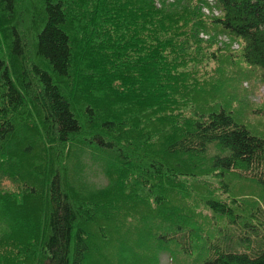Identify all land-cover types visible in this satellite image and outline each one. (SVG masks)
<instances>
[{"label":"trees","instance_id":"trees-1","mask_svg":"<svg viewBox=\"0 0 264 264\" xmlns=\"http://www.w3.org/2000/svg\"><path fill=\"white\" fill-rule=\"evenodd\" d=\"M247 73L264 85V0H0V264H97L84 225L147 262L264 264V138L232 106Z\"/></svg>","mask_w":264,"mask_h":264},{"label":"rangeland","instance_id":"rangeland-1","mask_svg":"<svg viewBox=\"0 0 264 264\" xmlns=\"http://www.w3.org/2000/svg\"><path fill=\"white\" fill-rule=\"evenodd\" d=\"M213 48L216 49L217 47H213ZM225 65L227 67L229 65V62L222 61L220 63L221 67ZM234 65L236 66V67L233 66L234 70L239 71V68L241 69V64L239 62L237 64L235 63ZM227 69L232 72V68L227 67ZM243 75H244L243 77L240 76L241 79L239 81L235 83L231 82L232 84L231 89L233 90V88H235L234 93L236 94L235 97L237 98L236 101H233L232 106L237 108V111L238 113L241 114V117L244 123H246V126L249 129H251L253 132L259 134L260 136L264 138V85L260 84L259 80L256 77H252L248 73L243 74ZM223 86L227 87V84H224ZM228 90L229 88L227 89V91ZM84 180L88 185L92 187H100L106 184L107 182V179L105 175L103 174L102 170L100 169L99 166L95 164L93 165L88 164L86 171H85ZM239 189L241 191V196L246 197V196L254 195L253 193L250 192L251 190H254V185L247 186V188L246 186L244 188L242 186V188H239ZM34 209L30 211L29 210L26 211V215L33 218L35 216V213L33 212ZM203 212L205 213L206 211L203 210ZM98 214H102V213L98 211ZM150 215L151 216H147V214L144 215L141 221H143V223L146 224V226L148 225L151 230L159 229V227L162 228L161 226L162 223L155 220L153 213ZM17 220L18 221L20 220L19 217L17 218ZM19 222L25 223L21 220ZM224 222H225L224 220L219 221L218 223H215L216 225H213V227L215 228L219 226L222 228L224 225ZM4 223L5 222L0 221V227H3ZM157 225L159 227H157ZM84 227H89L88 228L89 233L91 236H93V238L90 239L89 241V251L90 252L88 254V258L96 262L97 264H200L201 263V259H202L201 251L193 250V254H194L193 257H188V255L181 254L175 245L173 246L174 250L172 251L168 249H164L162 247H158L155 253L154 262H151V261L147 262L149 259V256H152L153 254V253L150 254L149 249H147V251H142L140 248H145V247H142V246L138 247L137 245H131L130 247L128 246L126 247L127 248L126 250L123 249V247L121 250V248L117 244H112L110 247L106 246L103 243H101L98 239H96L97 233H96V229L94 225H84ZM137 228L138 227H131L130 230L127 232L129 233L126 237L127 245L130 243L129 241L130 233L134 234L135 233L134 229H137ZM123 230L125 229L123 228ZM234 230L232 231L233 233L230 232L227 234L232 235V239L235 241L241 238L242 236L249 237V235L251 234L248 231H241V230L234 231ZM259 232L261 235L264 234L263 229H261ZM211 233L217 234L218 232L215 229V233H214V230L211 229ZM112 241L113 243H117L116 241H120V240L112 239ZM243 243H245V241L240 242V244H238L237 247L239 249H243L242 246H239ZM151 244L153 243L150 241V244H147V245H151ZM93 245L99 246V248L101 249V253L95 254L92 250ZM124 245L126 244L124 243ZM142 256H145V257L142 258V263H140L138 257H142Z\"/></svg>","mask_w":264,"mask_h":264}]
</instances>
